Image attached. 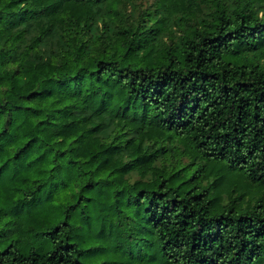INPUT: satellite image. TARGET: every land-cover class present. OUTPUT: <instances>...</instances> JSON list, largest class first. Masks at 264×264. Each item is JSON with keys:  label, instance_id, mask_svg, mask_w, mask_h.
<instances>
[{"label": "trees", "instance_id": "obj_1", "mask_svg": "<svg viewBox=\"0 0 264 264\" xmlns=\"http://www.w3.org/2000/svg\"><path fill=\"white\" fill-rule=\"evenodd\" d=\"M85 245L264 264V0H0V264Z\"/></svg>", "mask_w": 264, "mask_h": 264}, {"label": "rangeland", "instance_id": "obj_2", "mask_svg": "<svg viewBox=\"0 0 264 264\" xmlns=\"http://www.w3.org/2000/svg\"><path fill=\"white\" fill-rule=\"evenodd\" d=\"M153 0H140L145 6ZM188 158H184V161ZM93 246L85 245L84 262L87 264H120L118 255H111L102 248L96 247L91 249ZM138 264H159L157 256L152 260L143 259L136 261Z\"/></svg>", "mask_w": 264, "mask_h": 264}]
</instances>
